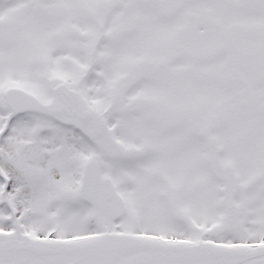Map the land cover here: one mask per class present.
Masks as SVG:
<instances>
[{
    "label": "snow or ice",
    "instance_id": "snow-or-ice-1",
    "mask_svg": "<svg viewBox=\"0 0 264 264\" xmlns=\"http://www.w3.org/2000/svg\"><path fill=\"white\" fill-rule=\"evenodd\" d=\"M0 264H264V0H0Z\"/></svg>",
    "mask_w": 264,
    "mask_h": 264
}]
</instances>
